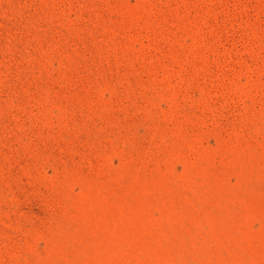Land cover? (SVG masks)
I'll return each instance as SVG.
<instances>
[{"label":"rangeland","instance_id":"rangeland-1","mask_svg":"<svg viewBox=\"0 0 264 264\" xmlns=\"http://www.w3.org/2000/svg\"><path fill=\"white\" fill-rule=\"evenodd\" d=\"M0 264H264V0H0Z\"/></svg>","mask_w":264,"mask_h":264}]
</instances>
